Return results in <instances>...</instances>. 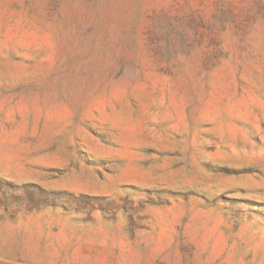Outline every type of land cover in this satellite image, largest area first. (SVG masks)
<instances>
[{"label":"rangeland","instance_id":"rangeland-1","mask_svg":"<svg viewBox=\"0 0 264 264\" xmlns=\"http://www.w3.org/2000/svg\"><path fill=\"white\" fill-rule=\"evenodd\" d=\"M0 264H264V0H0Z\"/></svg>","mask_w":264,"mask_h":264}]
</instances>
